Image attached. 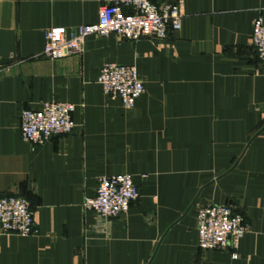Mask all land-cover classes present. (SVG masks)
Listing matches in <instances>:
<instances>
[{
	"label": "crops",
	"instance_id": "1",
	"mask_svg": "<svg viewBox=\"0 0 264 264\" xmlns=\"http://www.w3.org/2000/svg\"><path fill=\"white\" fill-rule=\"evenodd\" d=\"M106 0H0V195L25 197L36 232L0 233V264H264V64L251 45L264 0L180 3L164 40L91 35L82 52L42 55L45 31L96 23ZM106 62L134 65L144 92L130 109L104 94ZM75 106L66 135L21 138V111ZM139 195L105 218L83 207L103 175ZM228 204L248 231L237 258L198 248L196 211Z\"/></svg>",
	"mask_w": 264,
	"mask_h": 264
},
{
	"label": "built area",
	"instance_id": "2",
	"mask_svg": "<svg viewBox=\"0 0 264 264\" xmlns=\"http://www.w3.org/2000/svg\"><path fill=\"white\" fill-rule=\"evenodd\" d=\"M183 9L180 3L158 6L152 0H106L98 12L96 23L74 28L52 26L45 31L42 55L58 59L82 52L84 41L91 35L114 33L120 39L148 38L164 40L181 27ZM251 45L264 64V21L257 17L252 23ZM97 82L104 94L118 97L124 108L130 109L144 92V84L134 65L106 62L100 69ZM71 103L46 101L38 107L21 111V138L42 145L56 135H66L75 123ZM139 195L137 183L126 173L103 175L97 180L95 194L84 198L83 207L110 218L125 215ZM198 248L230 250L237 258L240 238L248 231L244 217L228 204H204L196 211ZM36 232L34 211L23 196L0 195V233L30 235Z\"/></svg>",
	"mask_w": 264,
	"mask_h": 264
}]
</instances>
